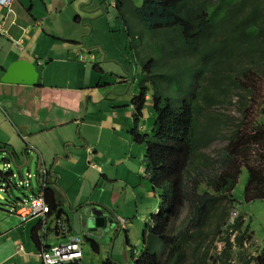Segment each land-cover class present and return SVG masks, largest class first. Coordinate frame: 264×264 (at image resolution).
Returning <instances> with one entry per match:
<instances>
[{"label":"trees","instance_id":"obj_1","mask_svg":"<svg viewBox=\"0 0 264 264\" xmlns=\"http://www.w3.org/2000/svg\"><path fill=\"white\" fill-rule=\"evenodd\" d=\"M114 2L127 36L138 38L141 27L150 49L129 131L145 145L143 177L160 204L132 264H264V248L250 251L253 232L242 214L228 217L243 168L245 201L264 198V0ZM148 100L147 133L139 124ZM42 189L50 212H62L54 186L46 180ZM216 241L222 248L211 256Z\"/></svg>","mask_w":264,"mask_h":264},{"label":"crops","instance_id":"obj_2","mask_svg":"<svg viewBox=\"0 0 264 264\" xmlns=\"http://www.w3.org/2000/svg\"><path fill=\"white\" fill-rule=\"evenodd\" d=\"M114 1L12 0L9 6L0 4V155L4 156L0 161L3 162L4 169H7L12 165L10 155H13V163L17 166L24 163L25 157L29 159L31 169L33 165L35 170L31 172L30 180L18 184L23 189L21 198L27 199L40 193L48 180L58 191L63 210L49 211L45 219L38 216L23 221L9 208L19 198L11 201L0 198L4 200L0 201L3 207L0 208V264H43L41 251L68 241L72 234L82 241H88L87 237H80L72 229V214L78 208L81 210V220L84 215H93L99 209L111 217L112 221H108V225L97 232L98 236L108 227L120 229L117 216L129 218L122 215V210L125 209L115 207L122 194L113 188L109 190L111 202L92 199L93 193L83 201L70 198L69 195L66 198L64 177L72 165H82L78 175L89 171L85 166L101 172V178L95 180V186L105 180L113 187H120L119 190L126 189L127 194H131V203L136 207L130 209V203L124 199L132 215H137L141 209L152 210L156 205L157 193L153 192L147 182L142 185L145 193H138L146 198L140 199V203H147L143 208L139 207L140 203L136 204L132 190H136L139 185L140 169L133 173L124 164L127 160L138 165V168L140 161L143 164L142 147L138 146L137 150L131 143L132 135L129 130L134 123L131 102L124 104L126 97L118 95L127 93V87L134 84L136 77L140 75L139 71H135L133 78L129 77L131 73L124 67L106 71L105 65L99 63V60L107 57L108 49L97 41L89 42L86 39L94 35L96 30H109L105 24L108 13L106 8L115 9ZM101 2L105 3L102 9L97 6ZM86 52L89 56H86ZM80 56H84V59H79ZM46 59L49 63L43 71L39 70ZM88 60L93 62L85 64ZM57 62L66 64L69 68L75 66L77 74L73 77L66 72L64 83L50 85L44 81V77L48 67ZM119 82L122 87L116 92L108 87ZM132 92L136 93L134 88ZM88 113L96 117L86 119ZM261 120L264 124V114ZM141 122L139 128L145 131L144 114ZM88 128L94 130L96 137L93 141H90ZM103 135L106 140L116 138L115 141H122L125 148L122 150L121 145V150L116 153V146L110 155L102 153L98 149V143ZM70 162L74 163L69 164ZM97 162L107 168L104 170ZM17 168L19 172L22 170ZM19 172H14L15 182H19L18 179L21 178ZM2 176L0 171V178ZM33 176L36 185L32 183ZM2 192L4 190H0V194ZM257 201L259 209L255 219L259 220L260 216L264 218V198L254 202ZM110 204L114 207H110ZM67 208L72 210V214ZM58 219L65 222V232H61L57 226ZM251 230L253 242L262 244L264 241L257 236L256 230ZM128 242L127 238L126 243ZM19 245L22 249L18 248ZM83 257L82 250V258L79 260L82 264Z\"/></svg>","mask_w":264,"mask_h":264},{"label":"rangeland","instance_id":"obj_3","mask_svg":"<svg viewBox=\"0 0 264 264\" xmlns=\"http://www.w3.org/2000/svg\"><path fill=\"white\" fill-rule=\"evenodd\" d=\"M129 1V0H127ZM135 5H140L142 3V0H132ZM98 8H104L105 3L101 2V4H97ZM106 10H108L107 16H106V26H108L109 30H96V33L94 35H91L90 38L87 37L86 39L89 42L97 41L98 43L103 44L107 49V57L101 58L99 60V63L105 65L106 71L110 72L113 71V69H123L126 68L127 72H130L129 77H134L135 71H139V76L136 77L134 84L129 85L127 87L128 91L126 94H118L120 96L126 97V102L124 104H128L131 102V99L133 98V95H136L139 91L138 84L141 80L143 68L142 64L147 61L150 57V49L144 45V41L141 40V30H143L141 27H135L134 30L138 29V38H135L134 40L127 36V30L125 26V21L122 17L119 16V12L117 9H113V7H107ZM129 18V16H128ZM133 41V47L130 48V43ZM142 41V42H141ZM143 43V44H142ZM164 43L166 46V39H164ZM175 44V42H172V45ZM100 52V48H98ZM85 53V52H84ZM86 56H89V54L86 52ZM75 62H78L76 60ZM80 62V61H79ZM93 60H88L87 63H92ZM49 63V60L46 59L45 64L43 67L39 68V70H42L46 67V65ZM82 63V62H81ZM43 71V70H42ZM41 71V72H42ZM70 73L73 77L76 76L77 70L75 66L72 68H69L68 65L63 63H56L55 65H50L47 69V73L44 77V81L46 83H49L50 85H58L59 83H64V73ZM128 77V80H129ZM131 81V79H130ZM264 82V81H263ZM264 85V83H263ZM111 88L113 92H116L117 89L122 87V83H115L111 86H108ZM132 88L135 89L136 93L132 92ZM116 95V96H118ZM113 97V95H112ZM132 97V98H131ZM130 104V103H129ZM97 105V104H96ZM96 108H101L97 107ZM151 102L150 100L147 101L145 107H144V124L145 132H150L151 124L152 123V117H153V111L152 106L150 107ZM91 108V107H90ZM133 108V107H132ZM102 109V108H101ZM223 111L227 113H233L232 109H227V107L223 108ZM134 112V109H133ZM92 117H96L88 113V117L86 119H91ZM96 119V118H94ZM140 120V124H141ZM149 125V126H148ZM72 128V127H71ZM70 128V130H71ZM90 132L91 139L90 141H93V139L96 137L94 130H91V128H88ZM69 130V131H70ZM77 130V127H76ZM141 130V129H140ZM71 132V131H70ZM132 135V134H131ZM71 136V133H70ZM116 138L106 140V137L103 135L98 143V149L102 151V153H106L107 155H110L116 146H118L117 152L118 153L121 150L125 148V144L122 141H115ZM131 143L135 149L138 150V146L142 147V155L145 153V145L144 143H138L134 140L133 135L131 137ZM221 143L219 142L217 145L213 146L212 149H216L218 145ZM60 145V144H59ZM61 146V145H60ZM87 148H84L86 150ZM1 154V153H0ZM115 154V153H114ZM4 156L0 155V158H3ZM74 162H70L69 164H73ZM11 166H9L7 169H4V172L9 173V171L19 172V169L15 166L13 162H11ZM97 164L104 168V170L107 168L106 166L103 167V164L101 162H97ZM125 164V162H124ZM141 161L139 162V169L140 172L138 173V178L140 179L139 185L135 188L136 190H132V195L135 197L136 204L140 203L141 200H145V196H140L138 193L142 192L145 193V189L142 186L145 182L149 185L151 188L150 182L148 179H146L143 172V164L141 165ZM126 165V164H125ZM138 166V165H137ZM89 171L78 175L77 172L82 169V165L77 166L72 165L69 171L65 172L64 177V183L66 187V193H64L65 197L67 198V195H69L70 198H78L75 200L83 201L88 199L90 195L93 193L92 199H103L104 202H111V196L109 194V190L112 188L116 191H119L122 196L121 198L116 202L115 207L117 209H125L122 210V215L129 217L127 218V225L126 228L118 229L112 227H108L106 231L103 233H100L98 237H96V240L98 242V250H94V248L90 245L88 241H82L83 246L82 250L84 252L83 257V264H103V262L107 258H111L115 264H132L133 262V256L136 257L138 254L142 251V237L144 234V231L147 229V225L149 224L151 214H154L157 212V209H154L156 206H159L160 200L159 196L157 194L156 198V205L153 207L152 210L150 208H147V210H139L137 215L130 214V209H136V207L131 203V194H127L126 189H120V187H113L111 183L106 182L105 180H102L97 186H95V180L101 178V172L96 171L95 169H92L90 167L85 166ZM84 168V170L86 169ZM35 167L32 165V169L30 172H34ZM27 173V167L22 168V174L26 175ZM134 173V172H133ZM25 177V176H23ZM248 178V172L246 168H243L239 177L238 181L232 191L233 197L235 199L234 206L230 209V214L228 217L231 216L232 212L236 211L237 215L239 216L242 214L243 219L245 221V224H249L250 229H255L257 236L260 239H263L264 241V218L260 216L261 219L257 220L256 217V211L259 209V201L257 202H246L244 199V188L247 182ZM18 179V178H17ZM32 183L36 185V179L35 176L32 177ZM12 181L15 183V180L12 178ZM121 181V180H120ZM0 187H3V185L0 183ZM23 191L22 186L21 187H13L12 190L7 194L6 192H2L0 194V198H4L5 200L11 201L14 198L19 197L20 193ZM31 192H28V194ZM136 193L139 195L138 197L135 196ZM153 193V192H152ZM154 194V193H153ZM0 199L1 202L4 200ZM125 200L130 203L131 208L129 209V206L125 204ZM146 202V201H145ZM145 202H141L139 204V207L143 208L145 205ZM147 203V202H146ZM110 207H114L113 204H110ZM0 208H3L0 205ZM94 209L95 206L93 207ZM69 213L72 214V210L70 208H67ZM92 209V211H94ZM129 209V210H128ZM100 210V209H99ZM98 210V211H99ZM186 210H183V214L180 218H182L185 214ZM236 215V216H237ZM73 216V214H72ZM250 217H252L250 219ZM127 230V231H126ZM86 233L85 227H82V232L78 234L80 237H84ZM88 235V234H86ZM90 236V235H88ZM127 238L129 239V242L126 243ZM252 242V247L250 248V251L254 254L257 249L262 250L264 248V242L262 244H257L255 242ZM250 244L247 243V249L249 248ZM222 248V243L220 241H216L214 244L210 247V255H214L215 253L219 252ZM233 260H235V257H233Z\"/></svg>","mask_w":264,"mask_h":264},{"label":"built area","instance_id":"obj_4","mask_svg":"<svg viewBox=\"0 0 264 264\" xmlns=\"http://www.w3.org/2000/svg\"><path fill=\"white\" fill-rule=\"evenodd\" d=\"M11 1L12 0H0V4L9 6ZM79 59H84V56H80ZM91 59H93L92 55ZM9 208L11 212L18 214L23 221L38 216L45 219L50 211L49 204L45 201L42 192L27 199L13 201ZM236 215V211L232 212L229 217L231 223L234 221ZM116 219L120 228H126L128 223L126 218L117 216ZM57 226L61 232L66 231L65 222L62 219L57 220ZM18 248L22 249V246L19 245ZM40 256L43 260V264H62L80 260L82 258V239L72 234L68 241L43 249Z\"/></svg>","mask_w":264,"mask_h":264},{"label":"water","instance_id":"obj_5","mask_svg":"<svg viewBox=\"0 0 264 264\" xmlns=\"http://www.w3.org/2000/svg\"><path fill=\"white\" fill-rule=\"evenodd\" d=\"M11 67V66H10ZM33 67V66H32ZM34 75L36 76V73L34 71ZM25 152V150L23 151ZM9 161L14 162V157L13 155H10L9 157ZM126 166L132 170L133 172H137L138 171V166L135 165L131 160H127L125 161ZM16 167H20L21 169L23 167H27V173L26 175L22 174V170H20V174H21V178L18 179V181H23V180H30V176L32 175L30 170H31V166H30V160L27 159L26 157L24 158V163L21 166H17ZM0 171L3 173V176L0 178V183L4 186V187H0V190H4V192H6L7 194L9 193L8 190H12L13 187H19L18 182H13L12 178H14V171H10L9 174L7 172H4V164L2 161H0ZM25 176V177H23ZM23 192V191H22ZM22 196V194L20 193L19 198ZM81 210L78 208L77 210H75L73 212V224H72V229L73 232H75L76 234H80L82 232V227H85L86 233L84 237H90V236H95V240L96 237H98V231L103 230L105 222H106V217L103 213L102 210H99L98 212H93V215H84L83 220H81ZM103 232V231H102ZM90 236H88V235ZM93 238V237H91Z\"/></svg>","mask_w":264,"mask_h":264},{"label":"flooded vegetation","instance_id":"obj_6","mask_svg":"<svg viewBox=\"0 0 264 264\" xmlns=\"http://www.w3.org/2000/svg\"><path fill=\"white\" fill-rule=\"evenodd\" d=\"M104 215H105V217H106L105 225H108V221H112V220H111V217L106 216L105 212H104ZM105 225H104V227H106Z\"/></svg>","mask_w":264,"mask_h":264},{"label":"clouds","instance_id":"obj_7","mask_svg":"<svg viewBox=\"0 0 264 264\" xmlns=\"http://www.w3.org/2000/svg\"><path fill=\"white\" fill-rule=\"evenodd\" d=\"M14 176H15V175H14ZM31 176H32V175H31ZM31 176H30V178H31ZM26 181H27V179H26V180H23V181L21 180V181L18 182V184H19V183L26 182ZM19 187H21V186H19ZM41 192H42V191H41ZM18 198H19V197H18ZM19 199H23V198L20 197ZM16 201H17V200H16Z\"/></svg>","mask_w":264,"mask_h":264}]
</instances>
